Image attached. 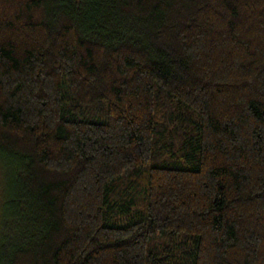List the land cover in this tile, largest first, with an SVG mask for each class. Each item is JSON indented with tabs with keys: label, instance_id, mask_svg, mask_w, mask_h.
<instances>
[{
	"label": "trees",
	"instance_id": "trees-1",
	"mask_svg": "<svg viewBox=\"0 0 264 264\" xmlns=\"http://www.w3.org/2000/svg\"><path fill=\"white\" fill-rule=\"evenodd\" d=\"M0 264H264V0H0Z\"/></svg>",
	"mask_w": 264,
	"mask_h": 264
},
{
	"label": "rangeland",
	"instance_id": "rangeland-1",
	"mask_svg": "<svg viewBox=\"0 0 264 264\" xmlns=\"http://www.w3.org/2000/svg\"><path fill=\"white\" fill-rule=\"evenodd\" d=\"M2 183L0 179V228H1V208H2Z\"/></svg>",
	"mask_w": 264,
	"mask_h": 264
}]
</instances>
